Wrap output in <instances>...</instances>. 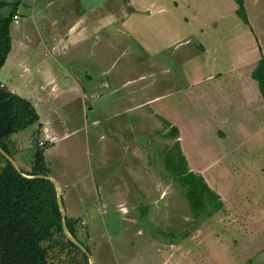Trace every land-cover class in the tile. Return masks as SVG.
<instances>
[{
  "label": "rangeland",
  "instance_id": "1",
  "mask_svg": "<svg viewBox=\"0 0 264 264\" xmlns=\"http://www.w3.org/2000/svg\"><path fill=\"white\" fill-rule=\"evenodd\" d=\"M169 1L66 0L55 6L56 10L62 7L75 8L83 17V21H88L95 16V13L91 14L92 10L99 12L100 16L115 13V16L119 18L118 11H127L126 13L129 14V10L140 16L133 17L135 31H132L130 35L128 32L120 33L119 30H125L119 28L121 27L119 23L113 26V29H118L115 32L117 49L114 58L101 65H105L104 70L100 71L94 61L96 58H93L90 53H85V56L76 62L65 57L60 59V63L67 69L77 68L80 72L86 70L89 72L88 75L93 77V81L91 82L84 73L83 86L81 88L79 86L77 92L74 89H66V92L59 94L60 104H63V99L69 102V106L61 109L60 116L54 115V117L58 123L61 122L60 119H63L62 123H67L65 124L67 131L73 133L69 141H76L81 145L79 147L76 145L70 158L64 161L59 159V162L52 166L51 173L57 176L59 170L65 169L66 163H74L88 171L89 178L84 180V183L87 184L86 188L90 184L93 191L91 194H82L84 198L82 205L100 210L101 213L97 215L94 224L100 225L98 230L101 232L96 235L109 237L108 240H111L113 246H121L120 251L118 247L115 251L117 255L123 253V244L129 247L132 240L140 239V235L137 232L125 233L124 231L122 220L125 214L116 208V204L131 202L126 198V194L116 195L115 182L120 186L127 183L126 188L129 189L126 192L129 191L137 203L145 205L142 221H139L148 235L161 234L169 241L172 238L171 240L178 242L179 245L191 248V254H189L191 256H187L185 252L181 253L182 262L185 263L184 258L187 256V261L191 264H264V143L262 140L257 141L260 134L252 133L248 140L245 136L243 138V132L241 135L228 134L226 138H223L220 133L227 130L216 124L214 115L204 110L203 102L191 101L193 98L184 97L178 92L179 88L175 87L180 84L189 85L187 81L189 76L185 75L183 62L190 55L193 56V48L201 50L200 44L208 48L214 57L231 58L232 56L231 59H233L236 52H240L251 55V58L259 55L263 59L264 0H244L250 25L242 23L236 15L237 4L234 0H192L195 10L197 7L204 8L202 13L199 12L204 23L199 22L194 28L198 30L202 26V36L192 32L194 29L191 25L195 19L191 7L188 6L189 3L191 5V0H173L171 4ZM0 2L19 4L16 14L19 13L20 16L11 26V37L14 43L23 42L31 47L30 60L40 63L43 61L58 63L57 54L47 49L45 45L52 42L51 36L53 37L55 32L54 28L49 30L48 26L44 27V20L39 15L45 1L0 0ZM151 2L152 7H150ZM162 2L168 5L175 17L176 14L179 16L177 20H173L172 24L167 23L172 21L169 17H165L167 24L165 22L158 24V19L153 14L154 9ZM11 9L7 6L1 10V14L7 15ZM186 17L191 25L185 20ZM240 26L245 33L242 35L243 40L248 41L249 44L255 42L254 38L259 41V53L247 45L246 41L245 43L240 39ZM178 28L183 36L188 37L186 40L192 43L178 46L177 43L170 44L177 37ZM257 66L258 61L253 59L251 64L246 66L247 68L244 67L243 79H246V76ZM56 73L62 78L67 76V72L60 67L56 68ZM142 75L145 79L141 78ZM5 77L9 79L13 77L10 67L0 72V83L10 89L8 83L3 80ZM171 77L176 79L175 85L169 84ZM129 79L132 81L130 86L132 96L124 101V95L130 91L127 89L129 84L126 86L124 84ZM250 80L253 79L250 77ZM134 81L136 83H133ZM103 83H107L108 87H102ZM22 84L23 82L19 81L17 85L22 86ZM117 88H119L118 93L115 92ZM154 96L160 98L150 106L147 104L143 106L144 100L149 101ZM122 103L125 105H121ZM129 105L132 106V111H125L123 114V109L128 108ZM156 106H159L161 111L167 108L164 111L165 114L170 113L172 117L187 123L186 126L181 125V127L189 147V150L185 152L189 158V165H191V154H196L195 157L201 166L207 163L208 172H211L209 175L216 178L215 185L221 190H212L221 192L220 197L224 199L225 207L213 217L203 216L195 220L196 217L187 197V188L170 170L168 158L173 156V161L175 159L177 161L179 151L174 147L173 138L167 136L171 129L163 114L156 112ZM42 110L44 109L40 110L44 117L45 111ZM191 119L195 122L207 121L212 128L206 125L198 128L191 127ZM128 121L133 128L123 127ZM256 125L257 121L253 124V129ZM243 126L247 128L250 124L244 122ZM109 129H119L117 131L122 132V135L112 136ZM205 130L207 132L205 136L201 135L199 139L191 138V134L197 131L199 134L204 133ZM28 132L29 130L15 134L11 138L13 141L9 142L12 158L24 172L33 171L35 152L39 148L38 131L33 137L26 139ZM69 141L64 143L70 145ZM127 145L130 146L125 147ZM124 147L134 154L139 151L140 156L121 152L120 149ZM105 156L113 157L110 163L106 160L104 165H101ZM136 157H141V162ZM3 162L0 159V170ZM130 167H132L131 171H129ZM116 179L118 180L115 181ZM52 180L58 184L55 179L52 178ZM105 182L109 184L105 185ZM77 183L73 180L70 184L71 197H77L78 189H80V187L76 189ZM136 183L139 184L138 188L135 187ZM154 187L159 193L153 190ZM162 191L165 194L160 199ZM87 192L90 190L88 189ZM157 199L158 201L155 202ZM66 202H63L65 207H67ZM138 214L140 210L135 209V215ZM151 218H154L157 224H154ZM72 256H74L73 261L66 264H79V262L85 264L83 255L77 253ZM54 264L59 262L56 261Z\"/></svg>",
  "mask_w": 264,
  "mask_h": 264
},
{
  "label": "crops",
  "instance_id": "2",
  "mask_svg": "<svg viewBox=\"0 0 264 264\" xmlns=\"http://www.w3.org/2000/svg\"><path fill=\"white\" fill-rule=\"evenodd\" d=\"M44 1L45 5L43 9L40 10V13L39 11L38 13L40 15V18L44 20V27L48 26L49 30L50 28H54L55 31L53 37L51 36L52 42L45 43V45L47 49L52 50L55 52V54H57L59 58L57 60L58 63L49 61H43V63L31 61L29 57V51L31 47L23 42L14 43L12 38V50L2 70H4L6 67H10L13 73V77H11L10 79L5 77V79L3 80L6 81L9 85L10 89L6 88L7 90L31 102L39 114V123L27 129L29 130V132L26 136V139H29V137L31 136L33 137V135H35L38 131V146L44 147L45 158L50 171V176H52L51 178L55 179L60 185L63 202L67 201V207H65L64 203L66 217L70 221L72 220V222H74L73 229L75 231L76 239L86 248L92 258L93 262H91L89 259V264L190 263L187 261V256H191L189 255L191 254L190 247L181 246L178 242H174V240H171L172 238L169 241L168 238L161 236V234H147L140 223V221H142L141 217L144 214L143 210H145V205L143 206L140 202L137 203L136 200L131 197L129 191L126 192V190L129 189L126 188L127 183L120 186L117 182H115L114 192L116 193V195L126 194V198L131 202L127 203L126 201L125 203L123 202L116 204V208L120 212H123L125 214L124 220H122L124 223V231L125 233L137 232V234L140 235V239H134L130 242V244L128 245L130 248L126 247L123 244V253L120 252L121 254L117 255L115 251L117 250L118 245L113 246L111 240H108L109 237L96 235V233L101 232V230H98V228H100V225L94 224L95 220L97 219V215L101 213L100 210L98 208H88L86 206L83 207L82 205V202L84 201L82 194H91L93 191L92 186H90L89 183L88 188L85 187L87 184L84 183V180H87V178H89L88 171H85V169H82L80 166L75 165L74 163H66L65 169L59 170L57 176L51 173L52 166L58 163L59 159H62L64 161L65 159L70 158V154L74 153V148L76 147V145L78 147L81 145L76 141H69L71 139L70 136L73 133L67 131L68 128L66 129L65 126V124L67 123H62L63 119H60L59 121L61 122L58 123L56 121V118L54 117V115L60 116L61 109L69 106V102H66L63 99V104H60L59 94L62 92H66V89H74L77 92V88L79 86L80 88L83 86L82 82L84 73L91 82L93 81V77L88 75L89 72H87L86 70L84 72H80V70H78L77 68L67 69L65 65L60 63V59L65 57L67 59L69 58L72 62H76L78 59L83 58L85 56V53H90L92 54L93 58H96L94 61L98 65L100 71L104 70L105 65H101H103V63H106L107 60H112L117 49L115 44V32L118 31V29H113V26H115L116 23H119L121 25V27L119 28H123L125 30H119L120 33L122 34L128 32V34L130 35L132 31H135L133 29V17L140 16V14H134L130 10L128 11L129 14L126 13L127 11H118L117 15L119 16V18H117V16H115V13H109L106 16H100L99 12H95L92 10L91 14L95 13V16H93L88 21H83V17H81L77 13V10L73 7H62V9L58 8V10L55 9V6L57 4H59L60 2L64 3L66 0ZM171 1L173 0L169 1L170 4L172 3ZM152 6L153 3L151 2L150 7ZM188 6L191 7V11L195 21L193 22V25H191L187 17L185 18V20H187V23H189L194 29L197 24H199V22L204 23L201 16V11H203L204 8L201 9L197 7L196 10L198 9L199 11H196L194 2L192 0L191 5L189 3ZM174 9L177 10L178 8ZM153 14L155 18L158 19V24L165 22V17H169L172 20L170 22L168 21V24H172L173 20H177L176 18L179 17L177 14L175 17L174 13L164 2H162L160 6L154 9ZM18 16H20L19 13ZM240 20L242 21V23L246 24L241 18ZM17 21L18 20H16V22ZM240 28L241 34H239V37H241L240 39L243 40L244 38L242 35H245V33L244 29L241 26ZM154 30L156 31V29ZM155 31L153 32V35L155 34ZM178 31L179 33L177 34L175 40L170 43L171 45L173 43H177V46L184 43H192L191 41L186 40L188 39V37L183 36L179 28ZM193 31L195 34H200V36H202L203 34L202 26L198 30L194 29L192 30V32ZM89 40L90 42H88ZM99 40L102 41V43ZM243 41L245 42L246 40ZM254 41L255 42L251 44H249L248 41H246L247 43H245L255 51L257 50V52L259 53V41L255 40V38ZM200 45L202 46L201 50H196V48H193V56L191 57L190 55L188 59H185L183 62L185 75L189 76L187 78L189 85H176L175 87L179 88L178 92L180 94H183L184 97L188 99L193 98L191 99V101L199 100L203 102L204 110L206 109L210 114L214 115L216 124L219 126H223L227 130V132H219L220 135L222 134L223 138H226L228 134L241 135V133L243 132V138L245 136L246 140H248L249 136L252 135V133H256L257 135L260 134V137L257 139V141L262 140V142L264 143V99L262 98V95L260 93L258 83L254 80H250V77L252 78V73L254 70L246 76V79H243L242 76L245 70L244 67L251 64V61H253V59H256L259 64L262 58H260L259 55L256 57L253 56V58H251V55L240 52H236V56H234L233 59H231L232 56L231 58L227 56H223V58L217 56L214 57L212 56V53L210 54V50L208 48H205L202 44ZM9 61L10 63L8 64ZM208 61H211V63H208ZM57 67L65 70L67 72V76L62 78L57 75ZM70 71L72 72V74ZM141 78L145 79V76L142 75ZM175 80V78L171 77L169 80V84L175 85ZM19 81L23 82L22 86L17 85ZM131 83L132 81L129 79V81L124 84V86L129 84L127 89L130 90ZM133 83L136 82L134 81ZM1 85L4 88L6 87L3 84ZM101 86H105L107 88L108 84L103 83V85ZM118 91L119 88L115 90L116 93H118ZM130 93L131 90L129 91V93H126L124 95V101L125 99L131 98L132 95ZM69 94L73 93L69 92ZM156 96L149 99V101L144 100L142 102L143 106L146 104L149 106L154 104L153 102L157 101L160 98ZM121 105L125 104L122 103ZM131 107L130 105L128 108L125 107L122 113L124 114L125 111L131 112ZM41 108L44 109L42 111H45L44 117L41 114ZM155 110L156 112L163 114L164 118L168 122L169 128L171 129L170 133L172 131V128L174 127L179 130V137L177 139H173V141H175L174 147L177 142L180 144L182 153L188 162V170L190 168V172L202 176L211 190L220 189V187L215 185L217 183L215 180L216 178H212L209 175L211 172H208L209 168L207 167V163L201 166V163H199V161L195 157L196 154H191V165H189V158H187V156L185 155V152L186 150H189V147L186 144L184 130L181 127V125L186 126L187 123L182 122V119L172 117L170 113L165 114L164 111L167 110V108H165L164 111H161L159 109V106H156ZM245 118L247 119V122L245 121ZM255 121H257V125L255 129H253L252 126ZM244 122L249 123L250 126L247 128L244 127ZM201 125H206L210 129L212 128L207 121L195 122L191 119V127L198 128ZM132 126L133 125L129 121L126 124L124 123L123 125V127H126L128 129L133 128ZM117 130L119 129H111L109 132L112 136H116L114 134L122 135V132H119ZM170 133L167 135L168 137L170 136ZM206 133V130L204 131V133L202 132L200 134L197 131L196 133L191 134V138L199 139L201 135L205 136ZM117 139L119 141V138ZM66 141H69L70 145L64 143ZM42 143L43 145H41ZM128 146L130 145H127L125 147ZM125 147L122 150L120 149V151L124 152L125 154H134V152H131V150L130 152L127 151L128 149ZM45 148L47 149L45 150ZM135 154L139 155V151H137V153ZM112 157L113 156H105L102 160L103 162H101V165H104L106 160H108L110 163ZM140 158L141 157L137 158L139 162H141ZM122 170H125L124 165ZM131 170L132 167L129 168V171ZM73 180L74 182H78L76 189L80 187V189H78L77 197H71V193L69 191L71 186L70 184L71 182H73ZM117 180L118 179H116L115 181ZM211 180L213 181V183H211ZM104 184L108 185L109 182H105ZM138 186L139 184L136 183L135 187L138 188ZM88 189L90 190V192H87ZM153 190L158 192V189L156 187H154ZM212 191H217L215 193L221 195V192L219 190ZM161 194L162 195L160 199L163 198L165 192L162 191ZM157 201L158 199L155 202ZM222 201H224V199ZM135 209L140 210V214L135 215ZM81 210H83L82 213H80ZM156 210L159 209L156 208ZM147 217L148 216L146 214V218ZM151 220L154 221V224H157V221L154 218H151ZM164 234L167 235L166 233H163V235ZM120 248L121 246L118 247L119 251ZM184 252L187 254V256L184 258L185 263L182 262L180 258L181 253L183 254ZM73 257L74 256L68 257L67 255L63 254L58 258L59 264L72 262ZM61 261H64V263H62ZM80 263L81 262H79V264Z\"/></svg>",
  "mask_w": 264,
  "mask_h": 264
},
{
  "label": "trees",
  "instance_id": "3",
  "mask_svg": "<svg viewBox=\"0 0 264 264\" xmlns=\"http://www.w3.org/2000/svg\"><path fill=\"white\" fill-rule=\"evenodd\" d=\"M234 1L237 16L250 25L245 1ZM7 6L12 8L10 13L1 14ZM18 6V3L0 2V71L12 50L11 26ZM252 78L258 83L264 99V58L253 71ZM39 121V114L31 102L0 83V147L4 152L12 157L9 144L12 136L37 125ZM179 135V130L174 127L169 137L177 139ZM175 148L179 151V159L173 161V156H169L170 170L187 188L195 220L203 216L213 217L224 209V202L202 176L188 170L187 159L178 142ZM0 159L4 161L0 170V264H54L63 254L71 257L77 253L83 255L85 264H89V257L64 232L58 192L49 179L44 148L39 146L35 152L30 173L19 172L1 152ZM73 223L67 218L69 232L76 238Z\"/></svg>",
  "mask_w": 264,
  "mask_h": 264
},
{
  "label": "water",
  "instance_id": "4",
  "mask_svg": "<svg viewBox=\"0 0 264 264\" xmlns=\"http://www.w3.org/2000/svg\"><path fill=\"white\" fill-rule=\"evenodd\" d=\"M0 152L8 159L12 162V164L15 166V168L21 172V169L19 168V166L16 164L15 160L10 157L6 152H4L2 150V148L0 147ZM40 178H43L44 176H39ZM28 178H32V177H28ZM49 179L55 184L56 188H57V192H58V204L60 207V210L62 212V216H63V228H64V232L66 234V236L68 237V239H70L74 244H76L90 259L91 262L92 258L90 256V254L88 253V251L86 250V248L81 245V243H79V241L77 239H75L71 233L69 232L68 226H67V217H66V212H65V208L63 205V197H62V192H61V188L60 186L54 181L52 180V178L49 177Z\"/></svg>",
  "mask_w": 264,
  "mask_h": 264
},
{
  "label": "built area",
  "instance_id": "5",
  "mask_svg": "<svg viewBox=\"0 0 264 264\" xmlns=\"http://www.w3.org/2000/svg\"><path fill=\"white\" fill-rule=\"evenodd\" d=\"M18 18H19V16H18V15H16L15 19H16V20H18ZM41 145H43V143H42ZM84 223H85V222H84ZM84 223H83V224H84Z\"/></svg>",
  "mask_w": 264,
  "mask_h": 264
}]
</instances>
